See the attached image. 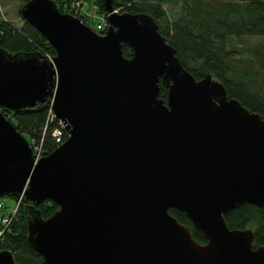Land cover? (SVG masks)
<instances>
[{
	"label": "water",
	"instance_id": "obj_1",
	"mask_svg": "<svg viewBox=\"0 0 264 264\" xmlns=\"http://www.w3.org/2000/svg\"><path fill=\"white\" fill-rule=\"evenodd\" d=\"M102 4L103 34L55 0H29L21 15L56 54L0 46V106H51L69 132L36 161L0 111V197L21 198L46 264H264L254 230L225 217L244 204L264 209V117L212 74L196 79L153 16ZM45 200L59 206L48 218ZM0 264H16L15 254L1 250Z\"/></svg>",
	"mask_w": 264,
	"mask_h": 264
},
{
	"label": "trees",
	"instance_id": "obj_2",
	"mask_svg": "<svg viewBox=\"0 0 264 264\" xmlns=\"http://www.w3.org/2000/svg\"><path fill=\"white\" fill-rule=\"evenodd\" d=\"M28 1L23 0L21 8ZM97 2L100 11H103V0ZM180 2L184 14L171 22L164 5ZM115 7L122 12L147 13L159 24L164 23L160 25L161 33L177 49L180 61L196 79L212 74L224 83L229 97L239 99L251 111L264 117V94L259 93L262 87L258 86L256 78L259 69L254 65L258 59L264 68V0H115ZM59 9L64 11L62 7ZM246 37H259L261 42L253 47V56L238 58L236 50L231 46V39ZM0 46L12 53L40 51L52 57L56 54L47 39L26 21L20 29L4 19L0 20ZM123 50L126 57L134 54L127 45H124ZM160 96L164 99L168 96V88L163 84ZM48 109L49 106L41 112H4L31 145L43 143V153L46 155L59 144L53 137L58 121L49 122ZM68 135V130H65L63 140ZM38 208L42 216L48 218L59 206L51 200H45ZM18 210L17 217L8 226L0 223V251L11 250L15 254L16 264H46L28 240L25 204ZM170 212L191 228L199 242H207L204 233L194 226L185 212L178 209H171ZM225 217L231 229L252 228L255 232V246L264 245L263 208L244 204L228 212Z\"/></svg>",
	"mask_w": 264,
	"mask_h": 264
},
{
	"label": "rangeland",
	"instance_id": "obj_3",
	"mask_svg": "<svg viewBox=\"0 0 264 264\" xmlns=\"http://www.w3.org/2000/svg\"><path fill=\"white\" fill-rule=\"evenodd\" d=\"M23 0H0V20H6L9 23H11L16 28H22L25 25V19L21 15V5ZM71 1H68L70 3ZM81 3L83 2V6L81 9H76L74 13H82L83 14H89L88 19L86 20L87 23L91 24L90 26L94 28L96 31H101V28L105 22H107V12L106 11H100L101 7L98 4L97 0H81ZM57 3V2H56ZM58 4V3H57ZM63 4V3H62ZM61 5V4H60ZM61 7L64 9H68V12H73L72 6L68 5L66 6L64 4L61 5ZM166 10L168 11L169 19L171 22H175L178 20L183 13V4L182 2L173 4V3H166L164 5ZM116 8V7H115ZM63 11V12H64ZM66 13V12H65ZM74 15V14H73ZM164 25V23H161ZM160 24V25H161ZM231 46L233 49L236 50V57L240 56H247L251 55L253 56V47L261 42V38L259 37H246L244 39L239 38H233L231 39ZM258 57V56H256ZM254 65L257 66L259 69L256 78L258 81V86H262L259 88V93L264 94V68L259 64L258 59L254 61ZM46 155V154H45ZM4 199L6 200V209L1 211L0 215H8L13 214L16 210L18 202H20L21 207L23 203L21 201L17 200V198L12 196H5ZM19 213V210L17 209V214H15L14 219L17 217Z\"/></svg>",
	"mask_w": 264,
	"mask_h": 264
},
{
	"label": "built area",
	"instance_id": "obj_4",
	"mask_svg": "<svg viewBox=\"0 0 264 264\" xmlns=\"http://www.w3.org/2000/svg\"><path fill=\"white\" fill-rule=\"evenodd\" d=\"M55 1L58 3V6L59 7H61V5L64 6V4L66 6H68V5L72 6L73 12H68V9H65L64 12L71 13V14H74L76 16H79V17L82 18V20H84L85 22H87L86 20L88 19L89 14H87V15L86 14H83L82 15V13L81 14L80 13L79 14L78 13L77 14L74 13V11L76 9L79 10L82 7H84L83 6V2L82 3L80 2L81 0H55ZM68 1H71V2L68 3ZM62 10H64V9H62ZM115 11L121 12L119 9H115ZM100 28H101V30H106V28H107V22H105V24L102 27H100ZM49 57L52 58V56H49ZM48 113H49L48 119H49V122L50 123L51 122H54L55 120L58 121V125L55 128V130L53 131V137L59 143L58 144V146H59L62 143H64L65 140H66V139L63 140V136H64V132H65V130L67 128V124L64 121H62V120H60V119H58L56 117V114L54 113V110H53V108L51 106H49ZM32 147H33L34 156H35L36 161L40 160L43 156H45V153H43L44 152V150H43V143L42 144L35 143L34 145H32ZM18 200L21 201V203H22L21 198H19ZM19 205H20V202H18L17 207L15 208L16 210L14 211L13 214L11 213V214H8V215H0V223L8 226L14 220L15 214H17V209H19L18 208ZM5 209H6V200L4 198H0V210L3 211Z\"/></svg>",
	"mask_w": 264,
	"mask_h": 264
},
{
	"label": "flooded vegetation",
	"instance_id": "obj_5",
	"mask_svg": "<svg viewBox=\"0 0 264 264\" xmlns=\"http://www.w3.org/2000/svg\"><path fill=\"white\" fill-rule=\"evenodd\" d=\"M98 33L103 34V33H105V32L100 31V32H98ZM0 111H2V112L4 113V112L9 111V110H7V109H5V108H3V107L0 106ZM11 112H12V111H11ZM13 113H14V112H13ZM7 117H8V116H7ZM66 130H67V129H66ZM68 137H69V135H68ZM68 137L66 138V140L68 139ZM66 140H65V141H66Z\"/></svg>",
	"mask_w": 264,
	"mask_h": 264
},
{
	"label": "bare ground",
	"instance_id": "obj_6",
	"mask_svg": "<svg viewBox=\"0 0 264 264\" xmlns=\"http://www.w3.org/2000/svg\"><path fill=\"white\" fill-rule=\"evenodd\" d=\"M108 16H109V14H107L106 20H107ZM30 144H31V143H30ZM0 198H4V197H0ZM17 199H19V198H17ZM22 203H23V201H22ZM23 204H24V203H23Z\"/></svg>",
	"mask_w": 264,
	"mask_h": 264
}]
</instances>
